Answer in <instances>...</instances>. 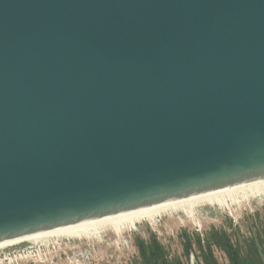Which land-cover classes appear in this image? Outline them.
<instances>
[{"label":"water","instance_id":"water-1","mask_svg":"<svg viewBox=\"0 0 264 264\" xmlns=\"http://www.w3.org/2000/svg\"><path fill=\"white\" fill-rule=\"evenodd\" d=\"M263 173L264 0H0V240Z\"/></svg>","mask_w":264,"mask_h":264},{"label":"rangeland","instance_id":"rangeland-1","mask_svg":"<svg viewBox=\"0 0 264 264\" xmlns=\"http://www.w3.org/2000/svg\"><path fill=\"white\" fill-rule=\"evenodd\" d=\"M212 209L205 206L201 210L199 218L201 227L199 228L191 225L179 212L170 217L160 218L158 228L155 230L146 222H140L130 233H124L118 244L114 243L113 235L107 233L99 243L84 239H66L60 241L58 245L29 247L18 253H10L9 257L38 251L41 261L12 262L11 264H140L137 241L150 242L155 239L164 247L169 261L180 258L183 264H186L182 256L186 237L191 240L192 249H196L194 242L197 237L203 240L212 231L226 234L232 244L238 243L243 250L251 246L252 237L255 234L264 247V202L259 205L253 203L250 209L244 208L234 220L228 214ZM214 255L219 264H228L222 252L214 250ZM191 256L196 263H201L197 252L193 250ZM3 264L9 263L5 261Z\"/></svg>","mask_w":264,"mask_h":264},{"label":"bare ground","instance_id":"bare-ground-1","mask_svg":"<svg viewBox=\"0 0 264 264\" xmlns=\"http://www.w3.org/2000/svg\"><path fill=\"white\" fill-rule=\"evenodd\" d=\"M262 202H264V173L198 192L2 239L0 264L5 261L9 264L41 261L38 251L17 254L12 258L9 256L10 253H18L29 247L58 245L60 241L66 239H84L99 243L105 234L110 233L115 238L114 243H117L124 233H130L140 222H146L155 230L158 228L160 218L170 217L179 212L191 225L199 228L201 227L200 212L205 206L226 213L234 219L244 208L250 209L251 204L259 205Z\"/></svg>","mask_w":264,"mask_h":264},{"label":"flooded vegetation","instance_id":"flooded-vegetation-1","mask_svg":"<svg viewBox=\"0 0 264 264\" xmlns=\"http://www.w3.org/2000/svg\"><path fill=\"white\" fill-rule=\"evenodd\" d=\"M254 208H257V207H254ZM253 235L254 236L252 237L251 246L244 248V250L238 245V243H236L235 245L232 244V242L230 241L229 237L226 234L218 232V231H212L211 234L205 236V239L202 240V245H203V248L205 249V254L210 253L215 264H219V263L214 255V250L222 252L223 255L226 257V259L228 260V264H236L235 256H234L235 253H238V255L241 258L247 260V262H244L245 264H264V247L261 244V241L259 240V238L255 234ZM217 241H220L221 243L228 246L227 252L223 248H220L218 246ZM193 250L199 254L200 261H201V263L199 262L196 263V261L194 260L195 263L203 264L201 253L199 252L197 247L196 249H192V251H190L188 255H186L185 248L183 247L182 256L185 258V263L193 264L192 263L193 261L191 260L192 259L191 257H193L191 256L193 253ZM177 259L180 261V264H183L180 258H175L174 260H170V262L172 261L176 262ZM175 262L172 264H176Z\"/></svg>","mask_w":264,"mask_h":264},{"label":"trees","instance_id":"trees-1","mask_svg":"<svg viewBox=\"0 0 264 264\" xmlns=\"http://www.w3.org/2000/svg\"><path fill=\"white\" fill-rule=\"evenodd\" d=\"M194 244L201 253L203 264H215L211 254L210 253L205 254V249L203 248L202 245V239L197 237ZM217 244L220 248H223L227 252L228 246L221 243L220 241H217ZM136 247L139 253L140 264H172L175 262V261L170 262L166 258L164 247L155 239H153L150 242L139 240L136 243ZM183 247L185 248L186 255H188L189 252L192 251V242L188 237H186V241ZM234 256H235L236 264H245L244 262H247V260L241 258L238 255V253H235ZM175 263L180 264V261L177 259Z\"/></svg>","mask_w":264,"mask_h":264}]
</instances>
